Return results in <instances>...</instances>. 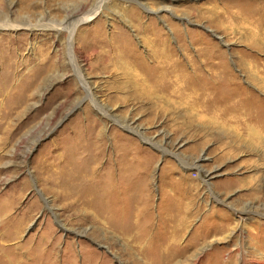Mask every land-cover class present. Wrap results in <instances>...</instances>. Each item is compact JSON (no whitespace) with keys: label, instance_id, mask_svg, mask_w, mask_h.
Masks as SVG:
<instances>
[{"label":"rangeland","instance_id":"obj_1","mask_svg":"<svg viewBox=\"0 0 264 264\" xmlns=\"http://www.w3.org/2000/svg\"><path fill=\"white\" fill-rule=\"evenodd\" d=\"M247 32L264 0H0V264H264Z\"/></svg>","mask_w":264,"mask_h":264},{"label":"bare ground","instance_id":"obj_2","mask_svg":"<svg viewBox=\"0 0 264 264\" xmlns=\"http://www.w3.org/2000/svg\"><path fill=\"white\" fill-rule=\"evenodd\" d=\"M97 13L95 12V13H93V14H91L90 16H87V17H85V18H83V22H88L92 17H94L95 15H96ZM246 20V19H245ZM241 22V21H240ZM240 26V25H239ZM37 28L39 29H43V28H48V27H46L45 25L44 26H42V25H37ZM50 29H52L53 27H49ZM251 33V32H250ZM249 32H247V36H248V38L252 41L251 42V44L252 45H254V43H259V44H262L263 45V40H264V37H261V36H257V37H250V35H254L253 33H251L250 34ZM245 34H246V32H245ZM246 39V38H245ZM249 41V40H248ZM247 41V42H248ZM255 46V45H254ZM76 53V52H75ZM133 78H135V77H133ZM226 80V79H225ZM225 80H222V81H225ZM259 81V80H258ZM227 82H228V79H227ZM129 83H131V82H129ZM220 83V82H219ZM132 84H136V81L133 79V81H132ZM230 85V84H229ZM95 105L97 106V104L95 103ZM246 107V106H245ZM244 108V107H243ZM238 110V109H237ZM236 111V110H235ZM221 115V114H220ZM225 116V115H224ZM224 118V117H223ZM224 119H227V120H232V119H234L233 118V116L231 115V113L229 114V115H226L225 116V118ZM65 185V184H64ZM66 186V185H65Z\"/></svg>","mask_w":264,"mask_h":264}]
</instances>
